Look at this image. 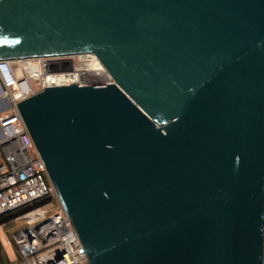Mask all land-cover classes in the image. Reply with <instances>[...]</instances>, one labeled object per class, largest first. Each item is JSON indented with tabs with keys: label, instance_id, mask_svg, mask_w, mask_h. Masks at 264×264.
I'll return each instance as SVG.
<instances>
[{
	"label": "water",
	"instance_id": "water-1",
	"mask_svg": "<svg viewBox=\"0 0 264 264\" xmlns=\"http://www.w3.org/2000/svg\"><path fill=\"white\" fill-rule=\"evenodd\" d=\"M87 54L16 104L86 264H264V0H0V61Z\"/></svg>",
	"mask_w": 264,
	"mask_h": 264
},
{
	"label": "built area",
	"instance_id": "built-area-1",
	"mask_svg": "<svg viewBox=\"0 0 264 264\" xmlns=\"http://www.w3.org/2000/svg\"><path fill=\"white\" fill-rule=\"evenodd\" d=\"M99 64L92 54L0 61V216L56 196L16 104L44 88L101 85L91 82L90 76ZM103 70L110 81L102 84L112 83ZM32 149L34 158L29 154ZM54 216H59L58 222ZM17 219L26 225L14 237L22 264H86L61 204L51 216L48 208L37 206Z\"/></svg>",
	"mask_w": 264,
	"mask_h": 264
},
{
	"label": "rangeland",
	"instance_id": "rangeland-1",
	"mask_svg": "<svg viewBox=\"0 0 264 264\" xmlns=\"http://www.w3.org/2000/svg\"><path fill=\"white\" fill-rule=\"evenodd\" d=\"M29 154L32 158L36 156L35 151L32 149L29 151ZM0 162H1V151H0ZM47 180V179H46ZM60 205V202L56 196H52L51 198L41 199L36 201L33 204L26 206L24 209L27 211L37 207V206H45L49 209V216L56 213L57 207ZM25 210V211H26ZM23 214V213H22ZM18 215L11 220H8L2 224H0V247L2 250L3 261L5 264H22V258L18 252V248L15 242V235L24 229L26 225L23 220L17 219ZM9 242V244H7Z\"/></svg>",
	"mask_w": 264,
	"mask_h": 264
},
{
	"label": "bare ground",
	"instance_id": "bare-ground-1",
	"mask_svg": "<svg viewBox=\"0 0 264 264\" xmlns=\"http://www.w3.org/2000/svg\"><path fill=\"white\" fill-rule=\"evenodd\" d=\"M100 66L101 65L99 64L98 67H97V69H93L94 72H92L90 74V76L92 77L91 82H94L95 81V83H97V84H98V82L102 84V83H106V82H109L110 81L109 80V77L107 76V74L104 72V70L102 68L103 66L102 67H100ZM33 216L34 215L31 216V219L33 218ZM53 219L58 222L59 216H54Z\"/></svg>",
	"mask_w": 264,
	"mask_h": 264
},
{
	"label": "trees",
	"instance_id": "trees-1",
	"mask_svg": "<svg viewBox=\"0 0 264 264\" xmlns=\"http://www.w3.org/2000/svg\"><path fill=\"white\" fill-rule=\"evenodd\" d=\"M24 208L25 207H23L21 209H18V210L14 211V212H10V213H7V214H4V215L0 216V224L6 222L8 220H11L12 218H14V217H16L18 215H21L22 213L26 212L27 210L24 209ZM0 264H5L4 261H3L1 247H0Z\"/></svg>",
	"mask_w": 264,
	"mask_h": 264
}]
</instances>
